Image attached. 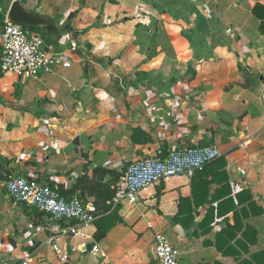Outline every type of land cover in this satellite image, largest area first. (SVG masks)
<instances>
[{
  "label": "crops",
  "instance_id": "0c3cea01",
  "mask_svg": "<svg viewBox=\"0 0 264 264\" xmlns=\"http://www.w3.org/2000/svg\"><path fill=\"white\" fill-rule=\"evenodd\" d=\"M15 1L71 66L0 71V264H157V233L179 264H264V0H0L1 12ZM206 146L220 158L120 204L101 240L95 223L70 234L4 187L23 175L71 198L85 155L113 188L133 162Z\"/></svg>",
  "mask_w": 264,
  "mask_h": 264
},
{
  "label": "built area",
  "instance_id": "2783aa9c",
  "mask_svg": "<svg viewBox=\"0 0 264 264\" xmlns=\"http://www.w3.org/2000/svg\"><path fill=\"white\" fill-rule=\"evenodd\" d=\"M1 11V10H0ZM76 48L75 43H71ZM71 60L52 45H45L28 27L11 22L5 14L0 35V71L25 80L38 79L40 73L55 67L69 68ZM221 156L215 146L175 150L164 158L144 159L131 163L115 184L113 207L126 203L135 205L139 194L163 179L192 178L205 166ZM8 196L15 202L25 203L50 218L69 223L65 232L77 234L80 227L92 224L97 216L79 196L67 198L57 188L23 175L11 176L4 185ZM54 250L58 252L57 245ZM97 251L94 246L92 253ZM154 254L157 264H179L180 253L161 233L154 236ZM62 262L66 257H61ZM21 264H31L30 256Z\"/></svg>",
  "mask_w": 264,
  "mask_h": 264
},
{
  "label": "trees",
  "instance_id": "16d2710c",
  "mask_svg": "<svg viewBox=\"0 0 264 264\" xmlns=\"http://www.w3.org/2000/svg\"><path fill=\"white\" fill-rule=\"evenodd\" d=\"M5 14L0 11V27L3 28ZM85 172L82 175L80 182V194L78 195L85 204H91L94 208V214L99 218L98 222H106L105 225L96 224V220L93 222L97 228L96 238L101 240L105 238L107 232L115 226L117 223V208H113V199L115 197L114 187L105 186L96 180L98 176L106 175L109 171H106L98 167L93 162L89 161L87 156H84ZM163 179L156 184L166 181ZM155 184V185H156ZM154 186V185H153ZM62 194V193H61ZM63 195V194H62ZM64 196V195H63ZM104 228V229H103Z\"/></svg>",
  "mask_w": 264,
  "mask_h": 264
},
{
  "label": "water",
  "instance_id": "95a60500",
  "mask_svg": "<svg viewBox=\"0 0 264 264\" xmlns=\"http://www.w3.org/2000/svg\"><path fill=\"white\" fill-rule=\"evenodd\" d=\"M7 17L11 22L21 24L24 27H33L38 24L36 15L28 11L17 1H15L9 8ZM91 248L92 245L89 244L87 246V251H91ZM67 262H69V259H67Z\"/></svg>",
  "mask_w": 264,
  "mask_h": 264
},
{
  "label": "rangeland",
  "instance_id": "374dc122",
  "mask_svg": "<svg viewBox=\"0 0 264 264\" xmlns=\"http://www.w3.org/2000/svg\"><path fill=\"white\" fill-rule=\"evenodd\" d=\"M179 262L181 263V260H180V258H179Z\"/></svg>",
  "mask_w": 264,
  "mask_h": 264
}]
</instances>
